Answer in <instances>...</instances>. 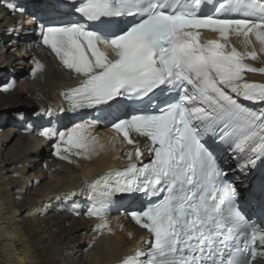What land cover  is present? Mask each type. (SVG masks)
Instances as JSON below:
<instances>
[{"label": "snow or ice", "instance_id": "6c2138e0", "mask_svg": "<svg viewBox=\"0 0 264 264\" xmlns=\"http://www.w3.org/2000/svg\"><path fill=\"white\" fill-rule=\"evenodd\" d=\"M205 2L211 0H70L78 21L41 26L43 45L81 77L65 94L73 111L118 97L150 104L158 91L171 97L152 112L112 125L133 145L129 164L87 183L94 199L132 193L148 198L146 207L130 213L149 234L146 250H135L121 264H264V223L249 216L253 201L264 206V178L258 188L241 191L226 167H264V82L244 76L264 74V67L244 63L256 58L255 51L227 44L230 34L242 35L246 44L254 37L264 51V0H222L211 13L201 11ZM5 3L10 11H24ZM202 30L219 38L201 40ZM42 67L36 61L32 74ZM90 126L39 134L58 135L54 154L69 160L60 153L92 151ZM133 134L148 142L146 163ZM89 214L102 216L103 207Z\"/></svg>", "mask_w": 264, "mask_h": 264}, {"label": "bare ground", "instance_id": "6f19581e", "mask_svg": "<svg viewBox=\"0 0 264 264\" xmlns=\"http://www.w3.org/2000/svg\"><path fill=\"white\" fill-rule=\"evenodd\" d=\"M9 2L24 11H10L0 0V264H117L143 246L138 242L145 231L130 215L141 202L132 195L94 199L85 183L91 175L128 160L127 154L134 150L110 135L112 125L129 108L120 99L89 110L65 108L61 92L79 76L43 45L40 32L42 25L58 26L78 21L79 16L55 0ZM231 17L239 18L236 13ZM218 38L213 33L207 40ZM245 39L230 34L227 44L241 52L255 51L256 58L244 63L264 67L261 44L254 37H248L247 44ZM36 61L43 67L33 75ZM244 76L249 82H264L259 72ZM77 124L91 125L87 135L94 142L88 153L75 148L71 155L60 153L71 162L54 154L58 135L39 134L44 128L67 132ZM139 146L145 153V143L140 141ZM230 167L243 189L255 187L252 180L263 169L242 172L234 162ZM30 170L34 171L27 174ZM44 178L49 182L40 183ZM101 206L102 216L89 214ZM101 224L107 226L98 227Z\"/></svg>", "mask_w": 264, "mask_h": 264}, {"label": "rangeland", "instance_id": "374dc122", "mask_svg": "<svg viewBox=\"0 0 264 264\" xmlns=\"http://www.w3.org/2000/svg\"><path fill=\"white\" fill-rule=\"evenodd\" d=\"M43 156H44V154L42 153V154H40V159H39V164H41L40 162H41V159L43 158ZM34 170H30V171H28V173L27 174H29V173H31V172H33ZM48 179V180H47ZM41 182L40 183H47V182H49V178H44V179H42V180H40ZM32 189H33V186L31 187V188H29L28 190V192L26 193V194H29V193H31L32 192Z\"/></svg>", "mask_w": 264, "mask_h": 264}]
</instances>
